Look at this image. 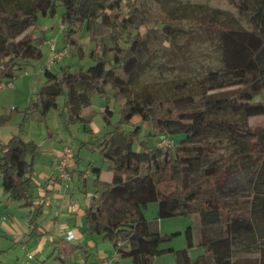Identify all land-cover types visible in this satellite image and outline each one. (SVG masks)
I'll return each instance as SVG.
<instances>
[{
    "label": "trees",
    "instance_id": "trees-1",
    "mask_svg": "<svg viewBox=\"0 0 264 264\" xmlns=\"http://www.w3.org/2000/svg\"><path fill=\"white\" fill-rule=\"evenodd\" d=\"M8 1L0 0V84L14 79L34 56L31 42L19 37L37 26L40 15H55L59 6L65 9L63 41L70 47L80 46L76 36L86 30L96 43L89 54L94 65L74 70L68 62L58 71L44 70L45 81L25 110V118L36 112L44 117L59 107L57 100L63 95L71 119L86 124L90 120L81 110L91 103V93L105 96L109 86L126 120L140 117L150 124L151 133L140 139L141 150L134 147L141 125L127 133L116 128L82 142L81 146L99 153L113 174L111 182H104L101 166L90 164L96 190L85 209V231L102 235L119 257L131 258L133 264H153L157 255L170 252L178 264H237L232 260L235 253L253 246L259 248L264 264V123L258 127L250 123L252 117H264V100L257 99L264 89V0L257 8L250 6V0H233L241 17L252 24L250 30L196 18L186 25L184 19L158 11L160 0H34L28 8H9ZM187 26L208 31L220 44L225 75L221 80L213 78L210 86L226 88L220 98L213 100L210 94L198 102L185 86L181 89L184 105L176 100L157 101L150 95L132 96L135 79L156 58L169 54L175 60L171 38L188 32ZM110 51L114 58L108 65L105 58ZM109 111L107 105V124L111 123ZM5 119L0 118V125ZM165 131L184 137L175 147L150 141ZM211 135L231 142L227 163L211 160L217 154L216 143L205 139ZM40 151V144L20 134L0 140L3 191L11 199H23L29 208L30 238L45 233L41 232L45 201L31 193ZM78 156L75 152L74 160ZM209 182L216 192L205 195ZM83 186L87 188L86 181ZM243 190H252L253 196L236 204L228 200ZM151 202L158 203V219L198 214L203 253L193 258L187 248L161 247L176 233L158 235V220H149L144 213ZM187 239L190 247L191 230ZM78 249L83 247L65 238L58 257ZM216 257L219 263H214Z\"/></svg>",
    "mask_w": 264,
    "mask_h": 264
},
{
    "label": "rangeland",
    "instance_id": "rangeland-1",
    "mask_svg": "<svg viewBox=\"0 0 264 264\" xmlns=\"http://www.w3.org/2000/svg\"><path fill=\"white\" fill-rule=\"evenodd\" d=\"M34 0H10L6 2L9 8L21 6L24 8L31 7ZM261 0H250L252 8H257ZM157 9L161 13L169 14L173 17L184 19L186 25L190 18L200 20H211L232 28L251 29L252 24L244 20L233 0H160ZM65 9L63 6L57 8L55 15H40L36 27L27 29L19 39L31 42L34 46V56L24 62V67L17 73L14 79V88L8 87L5 80L0 84V118H6L0 125V140L8 141L14 134H20L25 139H33L41 145V151L35 157L34 164V187L31 191L35 198L42 195L44 181L41 174L52 166V153L47 150L55 146L60 151L65 145H70L75 152H80L81 159L80 169L83 171V178L89 179L90 190L95 192L93 181L95 174L91 170V165L101 166L106 172L103 165V158L98 152H91L87 146H81L83 141H92L97 136L118 128L125 133L133 130L136 126L143 127L140 138L135 141L134 147L141 150L140 139H146L151 133L150 124L143 122L140 117H134L126 120L121 112L122 104L116 100L111 88L106 87V95L101 96L96 91H91V103L81 110V114L89 118V122L84 124L77 119H71L68 110L64 107V96L58 97V108H52L44 117L39 112L25 118V110L33 99H36V93L42 87L45 76L44 70L50 69L58 71L61 65L71 62L74 70L80 68L86 69L96 63L90 57V52L95 48L96 43L90 39L86 30H83L76 37L80 46L70 47L63 41L64 31L60 25L65 24L63 21ZM114 23L117 21L113 20ZM188 32H178L171 38L174 50V58L169 54L156 58L151 66L145 68L135 79L132 84V96L150 95L157 101L176 100L178 104L184 105L181 89L185 86L190 90L194 100L200 102L204 97L212 94L213 100L220 98L219 94L226 88L211 89L213 78L219 80L224 78V66L222 63V50L220 44L211 36V34L200 28L190 29ZM57 41L59 50H68L62 59H53L51 44ZM109 46L111 40H105ZM102 42V41H101ZM114 58V52L110 51L105 60L111 63ZM85 89L80 88V92ZM258 100H264V89L262 95L257 97ZM204 104V103H202ZM109 105L108 115L111 123L107 124L104 118V109ZM250 123L254 127L261 126L264 123L263 116L250 118ZM184 135L171 134L163 132L158 137L150 141L158 146H165L164 142L168 141L170 147L177 146ZM208 141L215 142L217 145V154L211 156V160L216 162L227 163L232 151L231 142L224 138L223 140L213 135L206 137ZM57 156V155H56ZM59 156V155H58ZM31 159V157H29ZM106 165V164H105ZM70 167L71 179L65 186L73 182V171ZM107 166V165H106ZM70 186V184H69ZM216 191L209 182L208 187L204 190L205 195L214 194ZM253 196L252 190H243L235 196L228 198L232 204L235 201H243ZM29 208L24 205L23 199H11L9 194H4L2 178L0 174V223L6 216L10 222L15 221L16 235H5L0 232V264H52L54 259H58L59 248L53 243V238L59 235H52L50 232L45 235L33 237L28 240L29 231ZM144 213L149 220H158L160 236H167L176 233L170 241L163 242L161 247H173L176 250L187 248L189 255L196 258L203 253V248L199 244L201 220L198 214L195 215H176L158 219V203L151 202ZM51 209L45 210L42 216V222H46L52 217ZM76 224L77 230L85 231L87 228L86 219L79 217ZM6 222V221H5ZM52 229V225L50 226ZM66 229L65 227H62ZM191 230L193 244L188 247L187 232ZM22 234V235H21ZM86 238L91 239L92 235L85 231ZM21 235L20 238L17 236ZM25 238H24V236ZM97 241L106 247L108 255L115 253L113 244L106 240L100 234L95 235ZM26 239L28 240L26 242ZM76 241V240H74ZM83 241L81 237L80 242ZM264 246V244H263ZM91 256H87L86 251L76 250L68 256L72 264H93L97 261L96 248H87ZM53 253V254H52ZM29 254L33 257L29 258ZM88 258V259H87ZM117 258V257H116ZM237 264H261V252L259 248L253 246L250 251L238 250L232 258ZM116 264H133L131 258H117ZM214 263H219L218 258ZM111 264V263H108ZM153 264H178L176 255L173 252L157 255Z\"/></svg>",
    "mask_w": 264,
    "mask_h": 264
},
{
    "label": "crops",
    "instance_id": "crops-1",
    "mask_svg": "<svg viewBox=\"0 0 264 264\" xmlns=\"http://www.w3.org/2000/svg\"><path fill=\"white\" fill-rule=\"evenodd\" d=\"M62 148H60V151H57V148L53 146L47 150L48 152L52 153V160H51L52 166H50L49 169H47V171H44L41 174L42 180L44 181V185L42 191L43 193L42 195L39 196L41 199L45 201L46 204L45 210L46 208L47 209L49 208L51 209L53 214L49 220L41 223V232L43 231L45 232V234L50 232L52 235H56V236L59 235V232H61L62 236L60 235L58 238L56 237L53 238V243L56 245V247L60 248L63 240L65 239V233H64L65 230L72 229L74 231L75 238L72 240H68L71 244H79L81 248L83 247V250L81 249V251H86V252H89L87 248L92 249V251L94 248H96L98 256H97V261L94 262L93 264L95 263L105 264L106 261L108 262L111 261V264H116V262L119 263V261H117L119 255L117 254L115 248H114L115 253H112V255H108L106 247L100 244L99 241H97L98 236L96 237L95 235H92V238L87 240V238L85 237L86 236L85 231L83 232L80 229L77 230L76 224L79 222L80 219L79 217L80 216L84 217L85 209L92 202V196L94 192L91 191L89 188L91 185L89 182L90 180L85 179L83 178V176L80 175V171L81 172L83 171L82 169H80L81 159L84 160V157L80 156L81 151H79V156L75 158L72 164L73 165L72 171L74 172L73 173L74 178H73V182L69 183L70 186L68 184V186L66 187L65 184L58 179L56 160L58 158V155L61 153ZM103 165L106 167L105 169L107 170V166L105 165V163ZM112 177L113 174L111 172H109L108 170L105 172L103 170L100 179L104 182H111ZM84 181L87 182V188L83 186ZM92 184H93V188L96 190L94 181ZM3 220L4 221H1L0 223V232H2L1 234H5L8 236L11 234L16 235L15 221L12 220V222L11 221L9 222L6 216L3 217ZM51 225H52V229L50 227ZM62 227H65L66 229ZM21 235H18L17 237L20 238ZM81 237L83 238L82 242H80ZM26 238H29L28 240L32 239L30 238V236ZM28 240L26 239V242ZM103 241L106 240L104 239ZM91 255L92 253L90 252L87 253L88 257ZM54 260L61 261V264H72V262H69L68 257L65 256L64 258L59 257L58 259H54ZM87 262L88 260H85L84 262L80 261V263L82 264H86Z\"/></svg>",
    "mask_w": 264,
    "mask_h": 264
},
{
    "label": "built area",
    "instance_id": "built-area-1",
    "mask_svg": "<svg viewBox=\"0 0 264 264\" xmlns=\"http://www.w3.org/2000/svg\"><path fill=\"white\" fill-rule=\"evenodd\" d=\"M61 29L64 30L66 28L65 24H61L60 25ZM68 50V46L67 48H65L64 50H59L58 47V43L55 40L52 44H51V52L54 54L53 55V59H62L65 55V52ZM17 76H15L16 78ZM14 78V79H15ZM14 79L9 80L8 81V87L9 88H14ZM164 145H162V147H170V144L168 143V141L164 142ZM74 157H75V150L74 148H72L70 145H65L63 146L61 153L59 154L57 160H56V168L58 171V179L63 182L66 183L67 181H69L71 179V171H70V167L73 164L74 161ZM65 238L67 240H72L75 238V234L74 231L72 229L69 230H65ZM33 256L31 254H29V258H32ZM61 258H64V256L62 255ZM111 263L106 261L105 264ZM37 264H44L43 262H38ZM52 264H61V261L59 260H54L52 262Z\"/></svg>",
    "mask_w": 264,
    "mask_h": 264
}]
</instances>
